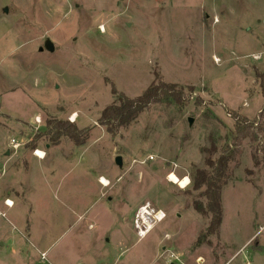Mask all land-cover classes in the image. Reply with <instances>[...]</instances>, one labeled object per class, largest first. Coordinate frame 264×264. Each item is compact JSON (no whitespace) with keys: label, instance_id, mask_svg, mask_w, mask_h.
Returning <instances> with one entry per match:
<instances>
[{"label":"rangeland","instance_id":"rangeland-1","mask_svg":"<svg viewBox=\"0 0 264 264\" xmlns=\"http://www.w3.org/2000/svg\"><path fill=\"white\" fill-rule=\"evenodd\" d=\"M259 74L264 0H0V254L13 253L0 264H48L32 225L59 264H244L251 238V257L264 251ZM156 79L177 85L183 104L153 103L113 134L100 125L118 95L135 99ZM74 114L84 144L53 143L47 123ZM213 143V160H232L222 223L210 232L214 215L194 208L210 211L206 187L195 190L194 177ZM172 171L191 185L170 182ZM143 207L166 214L144 238L135 224Z\"/></svg>","mask_w":264,"mask_h":264},{"label":"trees","instance_id":"trees-1","mask_svg":"<svg viewBox=\"0 0 264 264\" xmlns=\"http://www.w3.org/2000/svg\"><path fill=\"white\" fill-rule=\"evenodd\" d=\"M258 79L261 83V88L264 94V74H259ZM183 91L177 85L166 84L162 80L156 79L152 85L139 97L131 99L121 94L118 95L117 103L107 107L101 114L99 123L101 126L107 128L108 132L113 134L119 129L129 126L135 122L139 116L153 103H176L183 104L182 98ZM117 95V94H115ZM239 121L236 124L237 134L247 137L245 130L247 126H241ZM49 129L48 134L51 135L50 140L57 144L61 137H68L73 140L77 145L84 144L81 139V132L73 123L62 120H50L47 123ZM250 128H252L250 126ZM213 150L210 152L206 149L205 152L209 153L206 158L205 164L207 170H198L194 177V189L199 190L206 187L205 196L209 200V212L201 204H194V208L201 214L214 215L211 221L209 231H217L222 223V206H221V187L223 180L226 176L228 166L232 160L230 155H222L217 161L213 160L211 155L216 151V145L213 143Z\"/></svg>","mask_w":264,"mask_h":264},{"label":"crops","instance_id":"crops-1","mask_svg":"<svg viewBox=\"0 0 264 264\" xmlns=\"http://www.w3.org/2000/svg\"><path fill=\"white\" fill-rule=\"evenodd\" d=\"M46 155L48 154V153H50V151L52 150V147H51V145H46ZM34 150H39V151H42L41 150V148H35ZM35 157V156H34ZM45 158H46V156H45ZM35 159H38L37 157H35ZM38 160H40V159H38ZM40 161H42V160H40ZM103 179H106V178H104V177H102ZM100 180V179H99ZM109 182V181H108ZM100 183V182H99ZM101 184V183H100ZM6 200H10V203L12 204V202L14 203V205L13 206H15V202L14 201H12L10 198H7ZM5 200V201H6ZM4 204H5V202H4ZM6 206V205H5ZM63 207H65V206H63ZM9 208V207H8ZM1 212H3L2 211V206H1V203H0V213ZM64 221H65V219L64 218H60L59 217V219H58V222H60V223H64ZM29 223V222H28ZM25 225H29L30 226V223L29 224H27V222L25 221V224H24V226ZM33 226V228L30 226L29 227V229H26V232H27V234H28V237H29V235H30V238H31V240H33V241H35L36 242V244L34 245V248L37 250V252H38V254H40L41 255V258H42V254L43 253H45L46 255H47V253H48V264H59L57 261H56V259L55 258H53V257H51L50 255H49V253H50V251H51V249L53 248V245L52 244H50V241H47V242H45V241H43V239L42 238H39V239H37V238H35V230H34V225H32ZM263 228V227H262ZM261 228V229H262ZM31 231V232H30ZM6 232H7V228H6V226L4 225V224H0V239H3V240H5L6 238H5V235H6ZM28 232H30V233H28ZM259 232H257L256 233V235H254V238L257 236V234H258ZM4 234V235H3ZM9 239H10V246L12 247L13 246V248L15 249V250H17V251H15L16 252V254H18V252H20V251H18L19 250V246H20V244H21V241H20V239H18L16 236H14V235H9V236H7ZM22 237V236H21ZM258 238V237H257ZM7 240V239H6ZM252 240V238L250 239V240H248V241H246V243L241 247L242 249H241V252L240 253H242L243 252V250H246L245 251V255H244V258H242V262H244L245 263V261H246V259L247 258H252L251 260L254 262V263H256V264H264V251H263V249L261 250V251H259V253H257L256 255H252V257H251V254L249 253V251L247 250L248 249V247H249V242ZM1 247L2 248H5L6 247V243H3V245H1ZM239 253V254H240ZM239 254H237V256L238 257H240V255ZM13 258V253L12 254H9V253H5V254H3V255H1L0 254V260H3V259H6V262L7 263H9L10 262V260ZM43 260V259H42ZM47 260V259H46ZM76 264H80V263H76Z\"/></svg>","mask_w":264,"mask_h":264},{"label":"built area","instance_id":"built-area-1","mask_svg":"<svg viewBox=\"0 0 264 264\" xmlns=\"http://www.w3.org/2000/svg\"><path fill=\"white\" fill-rule=\"evenodd\" d=\"M77 118H78L77 115L74 114V115L70 116L68 118V120L70 123L74 124L77 121ZM21 146H22V144L18 143L16 140L12 141V147L14 149L18 150ZM34 156L40 160H43V159H45L46 153L44 151L35 150ZM148 159L152 160L153 157H149ZM172 175H176V173L174 171L171 172V174L168 176L169 181L172 182L173 184H178V183H175L173 180L172 181L170 180ZM178 179H180V178L178 177ZM183 179L188 180L185 187H183L184 189H186L191 185L192 182H191L190 177H185ZM183 179H181V180H183ZM102 180H103L102 178L99 180L101 184L103 183ZM5 205L9 208H12L14 203L12 202V205H10V200H6ZM160 214H161V216L158 217V215H160ZM165 217H166V214L163 212H154L153 210H151L148 207H143L140 210V212L138 213V215L136 217V222H135L136 228L139 230V235L144 236L147 233L148 229H150V226H154L155 223L157 224V223L162 222L165 219ZM263 229H264V226L261 230H263ZM42 259L43 260L47 259V255L45 253L42 254ZM244 264H253V262L247 258Z\"/></svg>","mask_w":264,"mask_h":264},{"label":"bare ground","instance_id":"bare-ground-1","mask_svg":"<svg viewBox=\"0 0 264 264\" xmlns=\"http://www.w3.org/2000/svg\"><path fill=\"white\" fill-rule=\"evenodd\" d=\"M102 179H103V178H102ZM170 180H171V181L173 180L175 183H178L181 187H185V185H186L187 182H188L187 179H183V180L178 179V177H177L176 175H172L171 178H170ZM102 182H103V180H102ZM102 184H103L104 187H106V186L109 185V182L107 181L106 184L103 182ZM10 205H12V204L10 203ZM160 216H161V214L158 215V217H160ZM153 228H154V226H150V229H148L147 233H146L144 236H140V235H139V236L142 237V238L146 237V236L148 235V233H149Z\"/></svg>","mask_w":264,"mask_h":264},{"label":"water","instance_id":"water-1","mask_svg":"<svg viewBox=\"0 0 264 264\" xmlns=\"http://www.w3.org/2000/svg\"><path fill=\"white\" fill-rule=\"evenodd\" d=\"M46 48L50 51V52H53L55 50V47L54 45L51 43V42H48L47 45H46ZM192 122V120H191ZM116 162H117V165L119 167H122L123 165V162H122V158L121 157H117L116 158Z\"/></svg>","mask_w":264,"mask_h":264}]
</instances>
